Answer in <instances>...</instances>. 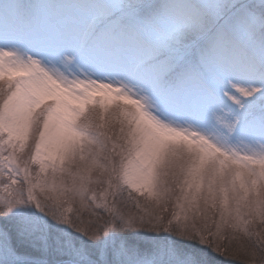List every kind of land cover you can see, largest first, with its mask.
<instances>
[{"label":"snow or ice","instance_id":"6c2138e0","mask_svg":"<svg viewBox=\"0 0 264 264\" xmlns=\"http://www.w3.org/2000/svg\"><path fill=\"white\" fill-rule=\"evenodd\" d=\"M0 264H264V0H0Z\"/></svg>","mask_w":264,"mask_h":264}]
</instances>
